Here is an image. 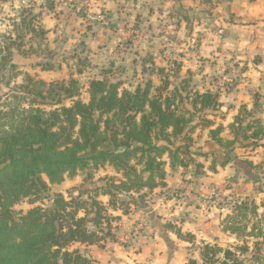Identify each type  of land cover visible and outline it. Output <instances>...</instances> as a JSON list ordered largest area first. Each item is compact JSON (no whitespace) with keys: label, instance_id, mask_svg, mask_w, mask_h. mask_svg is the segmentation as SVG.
I'll use <instances>...</instances> for the list:
<instances>
[{"label":"trees","instance_id":"16d2710c","mask_svg":"<svg viewBox=\"0 0 264 264\" xmlns=\"http://www.w3.org/2000/svg\"><path fill=\"white\" fill-rule=\"evenodd\" d=\"M40 15L23 8L0 31V90L8 89L0 97V264H95L86 249L73 246L116 241L114 227L122 216L110 211L126 216L147 206L152 193L167 186L168 162L172 168H188L190 156H209L192 150L198 129L209 130V140L225 153L264 148V122L245 107L229 126L230 140L222 137V125L214 128L212 121L202 119L221 106L219 94L211 91L193 92L167 81L154 88L151 80L128 89L103 76L90 81L89 100L84 102L75 81L47 84L29 76L12 86L21 74L15 51L22 52L27 36L45 34ZM64 100L71 104L63 105ZM231 161L217 155L210 170ZM108 165L120 177H106L103 185H95L90 170ZM241 168L250 175L248 169L257 165L246 161ZM80 171L89 177L79 197L50 194L51 186ZM263 188L256 192L263 195ZM28 198L42 205L17 216L14 206ZM166 228L174 229L171 223ZM175 231L186 240L181 230ZM223 232L234 236L237 245L224 250L204 243L202 264H255L264 246V200L236 201ZM251 239L255 253L247 263L242 256L248 254Z\"/></svg>","mask_w":264,"mask_h":264},{"label":"rangeland","instance_id":"374dc122","mask_svg":"<svg viewBox=\"0 0 264 264\" xmlns=\"http://www.w3.org/2000/svg\"><path fill=\"white\" fill-rule=\"evenodd\" d=\"M140 2L138 0L1 1L0 31H5L8 21L18 16L24 8L31 9L36 14H41L39 26L45 32L43 37L31 38V36H27L22 52L15 51L14 61L19 66L21 74L12 82V86L23 84L29 76L43 80L47 84L75 81L81 90L80 99L84 102H88L89 100L87 90L90 81L103 76L123 82V87L128 89H134L138 85H144L147 80H151L154 88L159 87L167 81L173 86L175 83H180L179 86L187 87L189 91L193 92L196 90V85L193 83L201 79L213 78L211 82L214 80L219 81V84L225 86V92H228V88H231L230 85L235 81L234 78L231 79L228 75L230 73L228 70H225L223 73L221 72V74L215 77L211 74L206 75L201 68L193 66L192 70H189L188 73L181 72V75L185 76L183 79L181 75L176 78V75L172 74V71L168 73L162 72V68L160 66H158L159 68L156 67L155 62L143 65L147 57L144 56V53L151 52L150 50L152 49H158L160 45L153 44L154 40L151 37L154 36L153 24L146 25L143 28L142 24L144 20H142L143 14L141 11H144V5ZM148 10L149 7L144 12L147 13ZM119 12L122 16H116V18L115 14ZM100 14L105 16L106 23L97 18ZM119 24L121 26L117 27ZM101 28H103V32H100ZM168 39L170 40L169 44L175 41L174 44L171 43L170 45L171 52L174 47L177 49H187L189 47L188 44L183 42L184 40H179L180 42L176 41L181 38H175V40ZM182 43L185 45L181 46ZM161 44L162 49H167L163 42ZM196 46L194 44L189 48H196ZM174 53L176 52L174 51ZM196 61H202V58L201 60L196 57L194 59L191 58L187 62L188 64H195ZM178 65H180L179 60H174V66L178 67ZM152 67H154L153 72L151 70ZM106 72L110 73L106 74ZM228 76L230 81H226ZM185 81L187 85H184ZM192 86H194V89H190ZM218 92L223 93L224 91L219 90ZM218 92L217 90L214 91L217 94ZM6 93H8V89L3 87L0 90V97ZM70 104V100L63 101V105L65 106H69ZM206 115H202V119L207 120L213 114L208 113ZM193 139L195 146L192 150L195 152L200 151L209 156H190L188 160L189 163L191 162L190 166L184 169L188 172V177L191 178L190 181H195L199 178L203 180L205 178L206 180L212 178L211 176H206L208 170L206 171L205 168L212 167V162L218 153L223 158H230L232 160L229 172L224 171L216 181H206V185H203L204 188L201 189V192L196 190L190 191L187 197L190 202L186 203L188 206L191 204L197 205L196 208L199 210V213L203 212L205 215H207L206 212L211 213L215 211L216 217L219 220L211 224L208 231L212 235L210 238L215 237V241L217 242H211L210 244L217 245L224 250L233 249L237 245L235 237L224 233L223 227L227 216L232 214L236 201L250 198L255 199L258 204L263 202L264 194H259L256 191L260 186L264 187V148L235 149L229 153H225L224 150L217 148L216 151L212 152L208 148L209 138L207 131L202 129L195 131ZM166 159L168 161V158ZM246 161L257 165V168L253 171L248 169L250 175H247L246 170H242L241 168V166L243 167L246 164ZM216 167L218 166L216 165ZM88 173L87 171H80L73 178L67 177L62 184L51 186L50 194L61 193L68 200L71 196L75 198L79 197L88 187ZM90 173L95 185H103L102 179L106 177H120L116 175L114 169L109 165L99 170H90ZM253 179H258L259 183H254ZM211 185L215 186L214 193L212 194H210ZM182 191L173 193V198L176 201L180 200L179 194ZM167 196L169 197V195ZM194 197H196L197 201L195 200V202L198 204L191 201V198ZM99 199L105 205L108 203L107 197L99 196ZM41 205V202L36 201L35 198H28L15 205L13 211L18 216ZM186 215L189 216L190 214L183 213L179 219L170 221L174 229L168 228L166 234L163 232L156 234V236L149 229L150 226H144L141 223L139 226L135 224L136 226L125 228L124 223L122 224L121 221L115 224L121 225V227H114L116 241L107 240L100 245H95L98 247L97 252L106 250L113 242L117 243L118 245L115 247L116 251H119V264H129L128 259L131 258L129 254H134L131 248L136 243L141 244V246L136 247L138 249L136 253H138L148 242L156 240L160 244L164 243L163 241L165 240V249L166 253L169 254V260L167 263L162 264H190L191 260L202 264L201 249L204 242L200 243V235L195 236L193 232H189V229L185 230L184 225L181 226L183 223L180 220L183 216L187 217ZM182 220L185 219L183 218ZM139 222L136 221V223ZM142 226L144 227L142 228ZM176 229L181 230L183 238L186 240L178 238ZM189 235H193L195 239H188L190 238ZM254 242L255 240L253 239L249 240L250 250L248 254L242 256L247 263L251 261V256L255 253V249L253 248ZM76 247H79L82 251L86 249L90 257L89 246L75 245L72 249ZM116 251L113 250V253ZM258 254L255 264H264V246L261 247V251ZM250 263L252 264V261Z\"/></svg>","mask_w":264,"mask_h":264},{"label":"crops","instance_id":"0c3cea01","mask_svg":"<svg viewBox=\"0 0 264 264\" xmlns=\"http://www.w3.org/2000/svg\"><path fill=\"white\" fill-rule=\"evenodd\" d=\"M138 1H141L140 3L144 5V11L149 7L147 13L141 11L143 14L142 20H144L143 28L146 25L153 24L154 36H151L154 40L153 44L160 45L158 49H152L150 50L151 52L144 53V56L151 59V64L155 62V66H160L164 73L172 71L176 78L181 75V72L188 73L193 66H197L201 68L204 74H211L215 77L221 72L228 70L230 72L228 75L231 79H235L230 85L231 88L227 87L228 92H225V86L219 84V81L214 80L211 82L213 78L201 79L193 83L196 85V90L201 93L206 91L214 93L216 90L217 92L219 90L224 91L223 93L218 92L221 106L216 111L211 110L207 113L213 114L208 119L214 123V128L221 125L225 128L222 134L225 140L232 139L229 126L233 124L235 118L244 107L264 122V0ZM116 16H122V14L119 12L115 14ZM120 26V24L117 25V27ZM103 31V28H101L100 32ZM168 38L172 40L181 38L176 41L184 40L183 42L188 44L189 47L194 44L197 46L192 49L189 47L187 49L174 47L171 52L170 45L171 43L174 44L175 41L169 44L170 40ZM161 42L164 43L167 49H162ZM185 44L182 43L181 46ZM147 57L146 59H148ZM195 57L200 60L202 58V61L188 64L187 61ZM176 59L179 60L180 65L178 67L174 66V60ZM151 70L153 72L154 67ZM229 76L226 81H230ZM182 78L184 79L185 76H182ZM179 84L175 83L174 86H179ZM184 85H187L186 81ZM194 86L190 87V89H194ZM256 105L257 109L254 108ZM206 131L209 134V130ZM208 141V148L212 152L220 148L209 139ZM218 155L221 156L220 153ZM230 166L231 164L225 168L218 166L216 172L211 171L210 168H205L206 171L208 170L206 176H211L212 178H208V180L199 178L195 181H190L191 178L188 177V172L184 170L187 168H172L168 162L166 166L167 186L156 189L152 193L147 206L133 208L132 212L126 216H123L120 211H111V213L122 216V222H120L124 223L125 228L139 226L142 223L144 226H150L149 229L155 236L163 232L166 234L168 232L167 223L174 219H179L183 213H189V216H183L185 220L181 218L180 221L183 223L181 226L184 225L185 230L189 229V232H193L195 236L200 235V243H216L215 237L211 239L212 235L208 231L211 224L219 220L215 211L206 212L207 215L203 212L201 214L196 208L197 205L191 204L188 206L186 202H190L187 199L190 191L201 192V189L204 188L203 185H206V181L213 182L218 180L224 171L229 172ZM210 187V194H212L215 186L211 185ZM180 190L184 191L179 194L180 200L176 201L173 198V193ZM195 200L197 201L196 197L191 198L192 202H195ZM195 204L198 203L195 202ZM136 221L140 222L136 223ZM192 221L194 222L192 223ZM118 226L121 227V225ZM163 242L160 244L156 240L148 242L138 253H136V250H138L136 247L141 246V244L136 243L131 248L134 254H129L131 256L128 259L129 264L167 263L169 254L166 253L165 240ZM116 245L118 244L113 242L106 250L100 252H97V246H89L90 257L95 264H119V251H116ZM113 250L116 252L113 253Z\"/></svg>","mask_w":264,"mask_h":264},{"label":"built area","instance_id":"2783aa9c","mask_svg":"<svg viewBox=\"0 0 264 264\" xmlns=\"http://www.w3.org/2000/svg\"><path fill=\"white\" fill-rule=\"evenodd\" d=\"M100 21H102V22H104V23H106V18H105V16L104 15H98V17H97Z\"/></svg>","mask_w":264,"mask_h":264}]
</instances>
